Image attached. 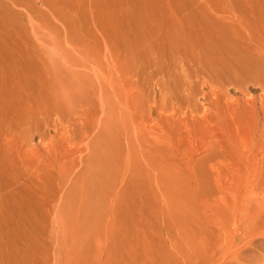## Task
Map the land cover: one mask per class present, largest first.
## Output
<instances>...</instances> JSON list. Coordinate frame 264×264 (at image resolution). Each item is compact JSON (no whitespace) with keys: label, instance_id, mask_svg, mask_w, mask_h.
Returning a JSON list of instances; mask_svg holds the SVG:
<instances>
[{"label":"rangeland","instance_id":"1","mask_svg":"<svg viewBox=\"0 0 264 264\" xmlns=\"http://www.w3.org/2000/svg\"><path fill=\"white\" fill-rule=\"evenodd\" d=\"M261 238L264 0H0V264H264Z\"/></svg>","mask_w":264,"mask_h":264},{"label":"bare ground","instance_id":"2","mask_svg":"<svg viewBox=\"0 0 264 264\" xmlns=\"http://www.w3.org/2000/svg\"><path fill=\"white\" fill-rule=\"evenodd\" d=\"M256 227H257V226H256ZM258 228H259V227H258ZM243 229H244V228H243ZM260 229H261V228H260ZM245 230H246V229H245ZM258 230H259V229H258ZM258 230H257V231H258ZM243 231H244V230H243ZM246 231L248 232V231H250V230L247 229ZM250 233H252V232H250ZM250 233H248V234H250ZM256 233H258V232H256ZM248 234H247V235H248ZM245 235H246V234H245ZM251 236H252V235H251ZM258 239H259V238H258ZM243 240H244V238H243ZM252 240H253V241H252ZM252 240H251V241H248V243H252V244H254V242L258 241L257 238H256V239L254 238V236H253ZM261 240H264V239L261 238V239H260V242H261ZM255 244H256V243H255ZM257 244H258V243H257ZM263 244H264V243H263ZM244 245H245V244H244ZM246 245H247V244H246ZM241 246H242V245H241ZM257 246H258V245H257ZM239 247H240V246H239ZM244 247H245V246H244ZM260 248H261V247H260ZM240 249H241V250H240ZM240 249H239L237 252L234 251L233 253H231V254H232L231 257H236L237 255H238L237 257H239V254H242V255H241V258H242L243 253L250 252V251H252L253 248H251V247H250V248H249V247H245L244 249H242V248H240ZM253 250H254V249H253ZM261 251H262V250H261ZM247 255H249V253H248ZM247 255H246V256H247ZM244 256H245V255H244ZM244 256H243L242 259L245 258ZM250 257H251V256H250ZM207 258H208V257H207ZM207 258H206V259H207ZM247 258H249V257H247ZM249 259H251V258H249ZM211 260H212V259H211ZM247 260H248V259H247ZM252 260L255 261V259H252ZM223 261H224V260H223ZM208 262H209V261H208ZM226 262H227V261H226ZM239 262H240V261H239ZM243 262H244V261H243ZM248 262H249V261H248ZM210 263H211V262H210ZM212 263H213V262H212ZM245 263H246V262H245ZM203 264H204V261H203ZM224 264H225V262H224ZM232 264H233V263H232ZM236 264H237V263H236ZM240 264H242V263L240 262Z\"/></svg>","mask_w":264,"mask_h":264}]
</instances>
